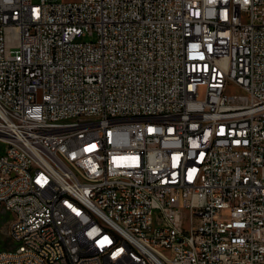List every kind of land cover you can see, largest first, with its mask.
<instances>
[{"label":"built area","instance_id":"2783aa9c","mask_svg":"<svg viewBox=\"0 0 264 264\" xmlns=\"http://www.w3.org/2000/svg\"><path fill=\"white\" fill-rule=\"evenodd\" d=\"M9 139L0 264H264V0H0Z\"/></svg>","mask_w":264,"mask_h":264},{"label":"bare ground","instance_id":"6f19581e","mask_svg":"<svg viewBox=\"0 0 264 264\" xmlns=\"http://www.w3.org/2000/svg\"><path fill=\"white\" fill-rule=\"evenodd\" d=\"M3 143H5V149H18V151L20 152V156L29 157V148H26V142H20V140L18 139H9L7 141H3ZM49 173L51 176H57V180H64V172H61L60 166L56 164H49ZM97 227L103 233L104 237L119 239V232H117V230H114V224H109V221L106 218H97ZM11 242L12 244L14 243V246L10 247V251L27 250V242ZM0 253H5V249L0 250ZM121 258H123L124 264H137V250L123 249L121 250Z\"/></svg>","mask_w":264,"mask_h":264},{"label":"rangeland","instance_id":"374dc122","mask_svg":"<svg viewBox=\"0 0 264 264\" xmlns=\"http://www.w3.org/2000/svg\"><path fill=\"white\" fill-rule=\"evenodd\" d=\"M236 89L233 88L232 91ZM5 143H0V153L2 149H5ZM182 213L186 214L187 210L185 208L182 209ZM12 214L3 208H0V250L5 248H10L14 246V243L9 240V224L11 220Z\"/></svg>","mask_w":264,"mask_h":264}]
</instances>
